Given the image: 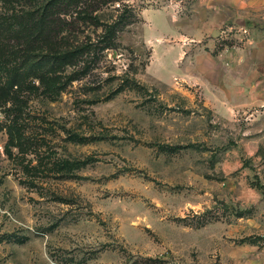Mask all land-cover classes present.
Returning a JSON list of instances; mask_svg holds the SVG:
<instances>
[{
  "label": "rangeland",
  "instance_id": "rangeland-1",
  "mask_svg": "<svg viewBox=\"0 0 264 264\" xmlns=\"http://www.w3.org/2000/svg\"><path fill=\"white\" fill-rule=\"evenodd\" d=\"M241 56L264 0H0V264H264Z\"/></svg>",
  "mask_w": 264,
  "mask_h": 264
},
{
  "label": "crops",
  "instance_id": "crops-1",
  "mask_svg": "<svg viewBox=\"0 0 264 264\" xmlns=\"http://www.w3.org/2000/svg\"><path fill=\"white\" fill-rule=\"evenodd\" d=\"M213 32V30H212ZM234 67H228L225 76L234 83L238 104L242 107L258 103L264 99V60L261 58L239 57ZM230 86V85H229Z\"/></svg>",
  "mask_w": 264,
  "mask_h": 264
},
{
  "label": "trees",
  "instance_id": "trees-1",
  "mask_svg": "<svg viewBox=\"0 0 264 264\" xmlns=\"http://www.w3.org/2000/svg\"><path fill=\"white\" fill-rule=\"evenodd\" d=\"M12 108L14 109V107H12V106L9 107V109H12ZM6 129H7L8 136L10 138H14L15 132H16V127H14L12 124H9V125H7Z\"/></svg>",
  "mask_w": 264,
  "mask_h": 264
},
{
  "label": "water",
  "instance_id": "water-1",
  "mask_svg": "<svg viewBox=\"0 0 264 264\" xmlns=\"http://www.w3.org/2000/svg\"><path fill=\"white\" fill-rule=\"evenodd\" d=\"M213 32H214V30H213Z\"/></svg>",
  "mask_w": 264,
  "mask_h": 264
}]
</instances>
